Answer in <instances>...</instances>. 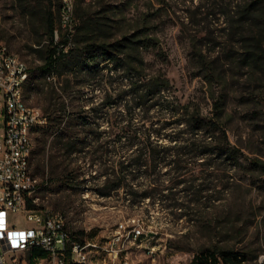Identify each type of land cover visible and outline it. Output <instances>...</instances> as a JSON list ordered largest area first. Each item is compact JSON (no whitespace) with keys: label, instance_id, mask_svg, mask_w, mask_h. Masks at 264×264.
<instances>
[{"label":"rangeland","instance_id":"1","mask_svg":"<svg viewBox=\"0 0 264 264\" xmlns=\"http://www.w3.org/2000/svg\"><path fill=\"white\" fill-rule=\"evenodd\" d=\"M211 1L73 0L70 27L63 28L62 0H0V42L29 67L24 85L28 104L48 117L47 125L49 117L61 116L60 123L52 121L55 131L65 129L79 115L99 124L98 128L77 126L75 132L86 145L71 155L64 153L54 134L44 141L39 131L32 135L31 170L42 184L34 193L35 206L62 212L73 234L98 245L86 264H111L101 247L113 237L119 238L121 248L116 264H189L199 254L212 251L238 252L244 257L243 264H257L264 254V81H256L258 74L243 73L228 76L222 88L199 75L192 54L193 34L200 26L220 27L213 20L197 25L199 12ZM49 17L55 21V42L63 38L70 42L73 63L85 58L82 51L88 44L124 37L128 39L124 52L131 56L139 52L138 70L165 78L167 91L182 104L193 103L203 115L213 116L214 101L223 94L220 124L228 141L241 150V164L216 154H161L166 162L156 169L140 168L132 187L107 189L114 178L112 172L117 173L119 157L116 148L113 151L109 146L106 151L100 147L109 138L102 130L107 119L120 118L118 106L124 101L119 94L127 87L120 83L119 73L110 71L114 63L100 57L90 64V70L83 64L82 68L67 64L51 77H41L40 66L49 47L45 34ZM80 24L90 31L78 32L75 26ZM209 47L204 46L205 50ZM46 96H50L49 102ZM135 112L141 115L138 108ZM89 129L92 131H85ZM170 134L168 129L151 140L165 146L160 148L165 153L191 151L183 141H171ZM178 135L186 137L185 133ZM125 142L132 144L126 155L140 151L142 158L151 161V149L143 139ZM174 159L182 162H169ZM106 176L110 182L104 184ZM173 177L186 181L173 184L169 179ZM148 178L156 181L149 183ZM148 189L163 191L141 198ZM131 190L137 194L126 195ZM11 216L17 226L29 225L23 212ZM44 255L34 248L28 257L36 264Z\"/></svg>","mask_w":264,"mask_h":264},{"label":"trees","instance_id":"2","mask_svg":"<svg viewBox=\"0 0 264 264\" xmlns=\"http://www.w3.org/2000/svg\"><path fill=\"white\" fill-rule=\"evenodd\" d=\"M204 7L206 11L204 8L199 12L200 18L197 25L201 21L210 22L213 20V23H217L220 27L211 29L208 26H200L193 34L194 50L192 54L197 60L199 75H202L208 83L221 84L222 88L227 83L228 76L239 77L243 73L258 74L255 77L256 81H264V0H212L210 5H204ZM210 15L213 16V19L208 18ZM75 28L80 33L90 31L83 24L75 26ZM45 29L49 47L44 56V63L40 66L41 77H51L50 74L54 70L64 68L67 64L78 67L83 64L86 69L90 70V64L95 63L100 57L101 61H112L114 67L110 71L119 73L122 79H126L125 82H122V79L120 82L127 87L119 94V98L124 101L122 106L121 104L118 106L120 107L118 110L120 118L117 120L107 119L106 129L102 130L109 138L100 147L106 151L109 146H112L111 150L113 151L116 148L117 157H119L115 164L117 173L116 171L112 172L114 178L107 189H119L124 185L132 187L134 180L137 179L135 173L140 168L156 169L166 162L159 157L161 154L175 156L188 153L194 155L208 153L216 154L234 165L241 164V150L228 141L226 132L220 124L225 101L223 94L214 101V115H203L198 106L190 102L182 104L169 94L165 78L138 70L141 62L139 52L136 51V56H131L128 51L124 52V49L128 47L127 38L120 37L112 42L90 43L82 51L85 58L77 59L73 63V58H71L73 48L68 39L63 38L55 42L56 26L52 17L46 18ZM205 45H211V47L205 50ZM138 47L137 44L135 49L138 50ZM44 99L49 102L50 96H46ZM136 108L141 111V115L135 112ZM153 109L155 110L152 113ZM57 110L54 109V112ZM59 117L61 116L49 117L50 124L35 131L40 132L41 141L54 134V138L59 141L62 150L67 155L80 151L79 147L86 145L85 141L78 138L75 132L77 126L90 128L93 124L96 128L99 127L98 123H94L87 116L79 115L66 123L65 129L55 131L52 121L56 120L57 123H60L58 122ZM179 125H185L186 128H180ZM168 129H171L172 134L169 135L171 141H183L184 146L191 148V151L177 150L165 153L160 150L165 146L158 144L156 140H151V137H158ZM179 133H185L186 137L179 136ZM131 138L145 141V147L151 149L149 152L151 161L142 158L140 151L137 155H126L132 144L125 141ZM171 161L173 163L182 162L180 159L169 162ZM250 163L261 168L257 162L251 161ZM177 169V167L174 168V170ZM66 170L67 168H65ZM129 173H132V176H129ZM68 179L70 178L68 177ZM169 179L173 181V184L186 181L174 177ZM148 181L151 183L156 179L148 178ZM108 182H110V178L106 176L103 183L107 184ZM162 191L163 189H156V191L148 189L140 197L144 198L153 193L160 194ZM107 193L108 191L103 192L104 195ZM131 194L136 195L137 193L132 190L126 193V195ZM28 205L32 206L30 201ZM173 207L178 208L177 204H173ZM76 238L82 241L79 236ZM243 261L244 257H241L238 252L212 251L199 254L189 264H243Z\"/></svg>","mask_w":264,"mask_h":264},{"label":"built area","instance_id":"3","mask_svg":"<svg viewBox=\"0 0 264 264\" xmlns=\"http://www.w3.org/2000/svg\"><path fill=\"white\" fill-rule=\"evenodd\" d=\"M72 8L73 0H62L63 28L70 27ZM28 77L27 63L0 42V264H32L28 255L34 248L45 252L36 264H86L98 245L82 237L78 240L62 212L35 206L34 193L42 184L31 170L32 135L48 120L26 100ZM14 212H23L29 225L13 223ZM118 239L113 237L101 247L111 264H116L121 251ZM257 264H264V254Z\"/></svg>","mask_w":264,"mask_h":264}]
</instances>
